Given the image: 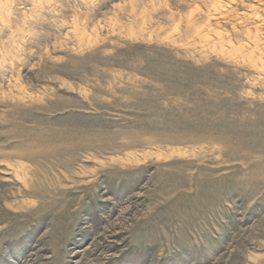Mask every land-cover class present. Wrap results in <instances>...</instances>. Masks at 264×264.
Wrapping results in <instances>:
<instances>
[{
  "label": "rangeland",
  "instance_id": "1",
  "mask_svg": "<svg viewBox=\"0 0 264 264\" xmlns=\"http://www.w3.org/2000/svg\"><path fill=\"white\" fill-rule=\"evenodd\" d=\"M0 264H264V0H0Z\"/></svg>",
  "mask_w": 264,
  "mask_h": 264
}]
</instances>
